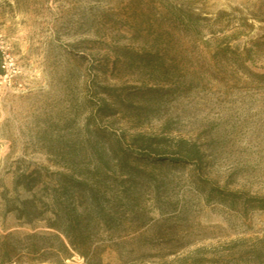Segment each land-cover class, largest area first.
I'll return each instance as SVG.
<instances>
[{"label": "rangeland", "instance_id": "1", "mask_svg": "<svg viewBox=\"0 0 264 264\" xmlns=\"http://www.w3.org/2000/svg\"><path fill=\"white\" fill-rule=\"evenodd\" d=\"M0 54V264H264V0H0ZM41 167L86 258L6 211Z\"/></svg>", "mask_w": 264, "mask_h": 264}, {"label": "trees", "instance_id": "2", "mask_svg": "<svg viewBox=\"0 0 264 264\" xmlns=\"http://www.w3.org/2000/svg\"><path fill=\"white\" fill-rule=\"evenodd\" d=\"M0 72H2L1 68ZM177 148L180 151L169 158L192 163L201 160L202 154L196 145L189 146L188 142L180 140L177 142ZM136 150L131 152H137ZM123 156L128 157L129 155L123 154ZM47 172L46 168L41 167L29 173L16 174L13 182V191L16 196L11 200L5 199L6 211L14 212L17 219L27 225H33L38 221L45 222L46 228L55 232L50 234V237L57 244L56 258L62 255L68 258L71 251L86 258L91 249L88 234L93 216L102 214V211L96 207V195L91 191L88 195L74 197L68 183L70 178L60 174H56V185L49 186L45 180L54 174ZM40 186H42L41 190H39ZM19 188L30 193V196L20 199L17 194ZM35 188H38V192L34 191ZM84 201L88 202L86 207L82 204ZM79 208H82V214ZM48 214L51 217H48ZM32 236L34 237L35 234ZM6 258L8 259V254ZM57 264H63L62 259H59Z\"/></svg>", "mask_w": 264, "mask_h": 264}]
</instances>
